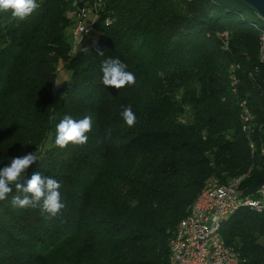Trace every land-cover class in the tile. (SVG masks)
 Instances as JSON below:
<instances>
[{
    "label": "trees",
    "instance_id": "16d2710c",
    "mask_svg": "<svg viewBox=\"0 0 264 264\" xmlns=\"http://www.w3.org/2000/svg\"><path fill=\"white\" fill-rule=\"evenodd\" d=\"M70 1L37 0L24 20L0 11V168L36 151L27 176L58 180L66 205L49 219L14 207L15 190L0 201V264H170L208 182L240 178L250 198L264 186V22L241 0H77L97 3V39L70 52ZM109 58L136 83L106 87ZM61 62L70 81L56 101ZM66 115L92 117L87 144L56 146ZM220 235L239 264H264V209L236 210Z\"/></svg>",
    "mask_w": 264,
    "mask_h": 264
},
{
    "label": "clouds",
    "instance_id": "9594fccd",
    "mask_svg": "<svg viewBox=\"0 0 264 264\" xmlns=\"http://www.w3.org/2000/svg\"><path fill=\"white\" fill-rule=\"evenodd\" d=\"M39 7L37 0H0V11H9L14 18L24 20ZM103 55V51L97 50ZM101 71L102 83L106 87L122 89L136 83L135 74L127 70V65L118 58L104 60ZM120 116L128 127H134L137 118L131 107L123 108ZM93 120L91 116H84L76 120L71 116L64 118L56 126L55 144L61 149L70 143L85 145L88 143L87 133L92 131ZM111 133H108L110 138ZM40 156L37 152L11 159L10 164L0 168V201H5L15 190L17 195L12 198V205L21 209L39 207L49 219L57 218L62 214L66 205L62 202L61 183L51 177H46L37 171L30 178L28 169L38 163Z\"/></svg>",
    "mask_w": 264,
    "mask_h": 264
},
{
    "label": "built area",
    "instance_id": "2783aa9c",
    "mask_svg": "<svg viewBox=\"0 0 264 264\" xmlns=\"http://www.w3.org/2000/svg\"><path fill=\"white\" fill-rule=\"evenodd\" d=\"M77 6V3H73ZM85 6L77 7V29L75 47L84 35L89 33L83 18L87 14ZM222 36H226L223 33ZM261 58L264 57V33L260 36ZM248 116L247 110H244ZM252 148V145L250 144ZM240 178L227 183L210 181L199 192L187 216L179 224L168 243L170 264H239V254L227 245L220 235L222 220L240 208L255 212L264 209V186L259 197H245L239 190Z\"/></svg>",
    "mask_w": 264,
    "mask_h": 264
},
{
    "label": "rangeland",
    "instance_id": "374dc122",
    "mask_svg": "<svg viewBox=\"0 0 264 264\" xmlns=\"http://www.w3.org/2000/svg\"><path fill=\"white\" fill-rule=\"evenodd\" d=\"M77 2V0H71L70 1V8L66 12V17L68 21V26L65 29V34L67 37V40L70 43V52L75 50V31L77 29V19H76V12L77 7L81 6H75L73 3ZM83 6V5H82ZM87 10L86 16L83 18V21L85 22L86 26L89 28V42L87 43V46H91L95 43L97 39V32L91 29V26L94 23V19L97 18L98 15V6L97 3H89L87 2L85 6ZM56 70V80H55V87L51 89L52 93L54 94V98L56 101L60 100V97L62 96L63 92L66 90L70 77H69V71L66 69V67L63 66V63H59L55 66Z\"/></svg>",
    "mask_w": 264,
    "mask_h": 264
},
{
    "label": "water",
    "instance_id": "95a60500",
    "mask_svg": "<svg viewBox=\"0 0 264 264\" xmlns=\"http://www.w3.org/2000/svg\"><path fill=\"white\" fill-rule=\"evenodd\" d=\"M244 4L251 7L257 16L264 22V0H241ZM87 42V35H84L77 44V50H80Z\"/></svg>",
    "mask_w": 264,
    "mask_h": 264
}]
</instances>
